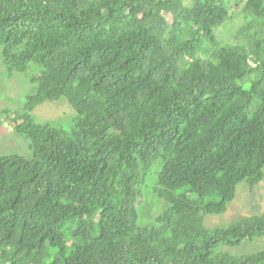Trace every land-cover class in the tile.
Here are the masks:
<instances>
[{"label":"trees","instance_id":"obj_1","mask_svg":"<svg viewBox=\"0 0 264 264\" xmlns=\"http://www.w3.org/2000/svg\"><path fill=\"white\" fill-rule=\"evenodd\" d=\"M228 1L0 0L6 71L40 68L15 116L31 157L0 156V264H264L222 251L264 238V214L203 226L264 175V0H233V44L213 34ZM60 97L69 132L30 115ZM157 162L166 208L140 226Z\"/></svg>","mask_w":264,"mask_h":264},{"label":"rangeland","instance_id":"obj_2","mask_svg":"<svg viewBox=\"0 0 264 264\" xmlns=\"http://www.w3.org/2000/svg\"><path fill=\"white\" fill-rule=\"evenodd\" d=\"M228 6L229 19L215 28L213 34L220 43L233 44L236 42L234 33L242 25L250 22V18L242 12V4L230 0ZM165 17L169 22L170 15ZM256 26L257 23L254 24V27ZM39 73V66L33 63L29 64L24 72L8 73L2 63L0 48V156L31 157L28 140L15 131V125L21 122L19 119L15 121V116L22 110L26 97L35 90ZM30 115L36 123H52L69 132L73 124L74 112L66 100L60 97L56 101L38 105ZM160 166L159 162L155 163L141 183V198L137 207V222L140 226L153 225L154 218L166 208V203L153 193ZM190 198L194 199L196 195L191 194ZM261 214H264V175L252 189H248L244 182L238 184L234 198L227 205L226 211L220 215L204 216L203 226L207 229L225 228L235 221ZM261 250H264V238L245 240L237 247L222 249L233 256L247 255Z\"/></svg>","mask_w":264,"mask_h":264}]
</instances>
